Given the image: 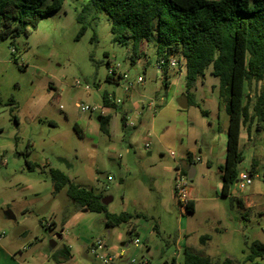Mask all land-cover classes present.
Instances as JSON below:
<instances>
[{
	"label": "rangeland",
	"instance_id": "obj_1",
	"mask_svg": "<svg viewBox=\"0 0 264 264\" xmlns=\"http://www.w3.org/2000/svg\"><path fill=\"white\" fill-rule=\"evenodd\" d=\"M87 2L65 0L28 36L0 38V264H56L51 252L63 246H70L71 254L64 264H99L88 251L98 239L108 252H124L114 264L126 259L171 264L175 255L181 264L186 250L216 263L242 264L252 241L264 244V195L255 196L248 211L236 199L258 187L264 193V178L258 173L245 189L220 194L218 167L225 160L226 135L217 128L227 127V115L218 108V80L211 67L191 90L194 105L181 110L177 100L186 95L184 71L170 70L164 88L155 37L133 62L131 46L112 41L104 13L87 15L80 34L77 17ZM112 75L115 81L107 80ZM138 77L144 78L141 84ZM104 94L121 102L116 110L103 109L112 114L111 137L98 131V112H80L81 105L101 108ZM123 114L134 127L121 121ZM87 123L92 130L85 132ZM190 127L198 135L196 143ZM239 139L243 160L237 170L248 174L254 161L264 164V125L260 133L242 128ZM187 152L188 168L196 171L188 181L195 204L191 214L181 212L171 187L178 158ZM52 169L80 188L111 198L109 214L142 217L107 229L104 214L77 212L65 188L54 193ZM203 236L205 244L199 242ZM51 242L57 244L52 251ZM255 262L264 264V259Z\"/></svg>",
	"mask_w": 264,
	"mask_h": 264
},
{
	"label": "trees",
	"instance_id": "obj_2",
	"mask_svg": "<svg viewBox=\"0 0 264 264\" xmlns=\"http://www.w3.org/2000/svg\"><path fill=\"white\" fill-rule=\"evenodd\" d=\"M64 1L0 0V38L28 36L42 18L57 13ZM101 12L110 19L112 41L131 46L133 62L139 56L140 45L151 41L153 36L158 60L176 56L184 61L188 107L194 105L191 90L197 79L211 67V76L218 80V106L227 115L225 160L219 172L220 194L229 196L238 179V165L243 160L239 150L241 129L249 134L254 127L260 133L264 125V0H88L77 17L80 34L85 31V17ZM168 71L164 68L162 72L165 89ZM107 80L115 81L113 75L107 76ZM102 107L116 110L117 104L104 94ZM201 115L207 114L201 111ZM124 117L123 114L122 122ZM110 120V115L97 118L98 131L106 137L110 135ZM74 130L79 133L75 126ZM185 163L181 168L183 175H187L188 165L192 163L189 157ZM258 173L254 161L249 174L253 178ZM49 175L54 193L65 188L77 212L104 214L107 229L142 217L128 212L109 214L107 206L100 202L102 197L92 190L72 184L58 170H50ZM236 203L240 208L241 202L236 200ZM193 212V203L189 201L186 213ZM207 240L203 236L199 242L205 244ZM50 258L56 264H64L71 259L70 249L66 246L54 249ZM257 259H264V244L254 240L242 264H258ZM174 263L172 259L171 264ZM181 264L231 263L228 260L216 263L186 250Z\"/></svg>",
	"mask_w": 264,
	"mask_h": 264
},
{
	"label": "built area",
	"instance_id": "obj_3",
	"mask_svg": "<svg viewBox=\"0 0 264 264\" xmlns=\"http://www.w3.org/2000/svg\"><path fill=\"white\" fill-rule=\"evenodd\" d=\"M157 68L159 69L160 73L162 74L163 69L167 68L168 70H175L179 66V62L176 60V56H170L167 60L165 59H159L156 64ZM125 78V76H124ZM137 82L140 83L142 82V78L138 77ZM77 87L80 86V84L77 82L75 84ZM85 91H88L89 88L85 86L83 88ZM125 91H128V89H125ZM111 101H114L117 105L120 104L121 102L119 100H113L110 98ZM80 112H88V113H95L98 112L99 115H103V107H90V106H80ZM125 124L126 126L129 127H134L135 125L130 122L128 117L125 119ZM149 143H146L144 145L145 149L149 148ZM196 161H199L198 158H196ZM107 180L110 181L111 178L107 177ZM188 178L187 175H183L181 173V170L179 168H176V171L174 173V178H173V196L175 199L176 204L179 206L180 210L182 213L186 212V206L190 201V188L188 186ZM253 179L251 178L250 174H239L238 179L236 181V184L234 187L243 190L247 186H250L252 184ZM131 244L133 246L138 245V240L137 238L133 241H131ZM89 254L93 256L96 260H98L99 264H114L116 261L118 262L120 259H122L123 254L122 252L115 255L111 254L107 250V246L104 243L103 239H98L89 248ZM129 264L133 263V260L128 261ZM176 260H175V263Z\"/></svg>",
	"mask_w": 264,
	"mask_h": 264
},
{
	"label": "crops",
	"instance_id": "obj_4",
	"mask_svg": "<svg viewBox=\"0 0 264 264\" xmlns=\"http://www.w3.org/2000/svg\"><path fill=\"white\" fill-rule=\"evenodd\" d=\"M146 42H144V43H142L141 45H140V47H139V52L141 53V54H143L144 53V48H146ZM138 52V53H139ZM157 58V57H156ZM177 58L179 59V57H176V60H177ZM178 62H179V66L175 69L179 74H181L182 72V70L184 71V78H185V74H186V68H185V64L184 65H182L181 63H180V61L179 60H177ZM146 71V68L145 67H143V72H145ZM170 71V70H169ZM169 71L167 72V80H168V73H169ZM163 76V75H162ZM141 78V77H140ZM204 78V76H202V77H199L198 79H197V81L198 80H200V79H203ZM163 80H164V77H163ZM166 80V81H167ZM144 81V78H142V82ZM142 82H140L139 84H141ZM167 83H168V86H169V82L167 81ZM203 83H201V85H202ZM164 86V85H163ZM108 98L110 99V98H112L113 100H116L115 98H114V96H112V97H109L108 96ZM121 104V103H120ZM149 107H153V104H149ZM218 108H219V106H218ZM104 109V111L106 110V111H108V110H114V109H107V108H103ZM103 115H110V117L112 118V114L110 113V112H107L106 114H104L103 113ZM126 114H125V117H124V119H126ZM110 122H111V120H110ZM52 124H53V122H51ZM210 125V124H209ZM200 126H201V129H202V135H206V133L208 132V128H207V126H206V123L205 122H203V123H201L200 124ZM78 129V131H79V133H81V129L80 128H77ZM218 129V131H219V133H221V134H225L226 135V127H224L223 129L221 128V127H218L217 128ZM88 130H92V125L90 124V123H87V125L86 126H84V131L85 132H87ZM110 130V129H109ZM189 130H190V132H191V137L194 139V142L196 143V139L198 138V135H196L195 133V130L192 128V127H190L189 128ZM113 134L110 132V135H109V137H111ZM214 141H217V135H214ZM225 143H226V136H225ZM239 150H240V139H239ZM211 153L213 154L214 152H213V148L211 149ZM190 158V160H191V157L189 156V154H188V152L185 154V155H181V156H179V158H178V161H177V166H178V168L181 170V168L184 166V165H186V160H187V158ZM224 164V161L223 160H220L219 161V167L221 166V165H223ZM176 166V167H177ZM207 166H210V163L209 162H207ZM219 167H218V171H219ZM257 169H258V171H259V173H261V176L264 178V164H259V165H257ZM189 173H191L192 175H193V178H194V176H195V174H196V171L194 170V169H190L189 171H188ZM219 174H220V172H219ZM254 178V177H253ZM256 178V177H255ZM171 187H172V191H173V184H172V182H171ZM235 188V187H234ZM236 192L233 190V195L235 194ZM264 195V193H263V191L258 187L252 194H248V195H243V196H240V197H237V199L236 200H239L240 202H241V206H240V208H241V210H244V211H248L249 209H252L254 206H255V202H254V198H255V196H263ZM190 201L193 203V209L195 210V204H194V201H193V199L190 197ZM244 216H245V213L243 214V216H242V219L244 220L245 218H244ZM135 236H138V233L136 232V230H135ZM131 243V242H130ZM129 243H126L125 245H124V247L125 248H127V245H128ZM68 245V244H67ZM68 248L70 249V246H68ZM20 251V249H19V247H18V249H17V252H18V254H19V257H21L22 255H23V253H20L19 252ZM23 251V250H22ZM38 251H42L41 249H39ZM51 251V250H50ZM122 252V254H123V257H124V252L123 251H120V253ZM111 254H115V255H117V254H119L118 252H110ZM122 257V258H123ZM33 260L35 259V256H32L31 257ZM178 258V255H175V257L173 258L174 260H176ZM121 260H123V259H121ZM126 262H125V264H129L128 263V259H126L125 260Z\"/></svg>",
	"mask_w": 264,
	"mask_h": 264
},
{
	"label": "water",
	"instance_id": "obj_5",
	"mask_svg": "<svg viewBox=\"0 0 264 264\" xmlns=\"http://www.w3.org/2000/svg\"><path fill=\"white\" fill-rule=\"evenodd\" d=\"M177 104H178V107L181 109V110H184V109H186L187 108V99H186V97H183V98H180V99H178L177 100ZM187 178H188V180L189 181H192V179H193V175L191 174V173H187ZM236 184V183H235ZM232 193H233V191H232ZM101 204L103 205V206H108L109 205V203L111 202V198H102L101 199ZM57 246V244L56 243H54V242H51V244H50V250L52 251L55 247Z\"/></svg>",
	"mask_w": 264,
	"mask_h": 264
}]
</instances>
